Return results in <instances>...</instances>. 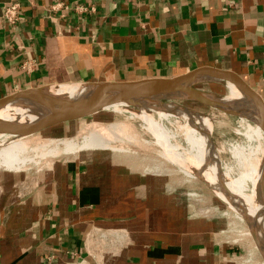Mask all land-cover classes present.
I'll use <instances>...</instances> for the list:
<instances>
[{"label":"crops","instance_id":"crops-1","mask_svg":"<svg viewBox=\"0 0 264 264\" xmlns=\"http://www.w3.org/2000/svg\"><path fill=\"white\" fill-rule=\"evenodd\" d=\"M19 1V25L0 27V99L201 66L239 73L264 98V0ZM29 181L0 170V264H256L218 218L111 153L61 158Z\"/></svg>","mask_w":264,"mask_h":264},{"label":"bare ground","instance_id":"bare-ground-1","mask_svg":"<svg viewBox=\"0 0 264 264\" xmlns=\"http://www.w3.org/2000/svg\"><path fill=\"white\" fill-rule=\"evenodd\" d=\"M203 78L206 79L207 77ZM213 80L225 83L226 91L224 94L187 87L174 92L155 93L137 99L134 101V105L138 106L137 112L126 107L128 102L111 104L104 109L119 113L132 111L131 115L143 119L145 127L154 132L153 134L156 135L159 144L166 146V142H169L176 151L169 147L166 149L163 146V149H166L164 154L167 158L182 166L181 169L189 175L191 170H194L197 175L199 174L207 180L215 191L237 205L240 208L239 215L244 219L248 218L250 225H252V231L256 234L264 254V133L262 126L264 107L247 96L233 79L216 78ZM95 89L96 86L92 84L75 83L56 86L53 91L49 92L31 90L20 94L13 100L0 105V125L1 127H19L32 124L67 102L90 95ZM163 97L170 98V102L164 103ZM178 100L205 101L211 107L221 110L222 113H232L241 117L240 126L236 129L243 130L250 141L246 144H232L231 150L236 160V170L232 165H226V170L223 172L220 170L222 161L219 150L211 139L212 118L190 106L179 103ZM176 117L178 118L176 119ZM166 121L173 124L176 130L183 132L189 147H182L177 140L176 144L172 146L169 137H174L175 131L167 127ZM123 123L125 122L123 121ZM89 126L92 128H89L90 131L83 135L82 143L64 138L63 140H46L43 143L38 140L40 143H37L30 137H16L0 131V166L4 165L9 169L25 166V164L35 161V158L39 156L36 154V150L48 143H54V145H48L53 147H50V151L44 150L40 156H45L49 152L54 153L55 150L59 154L63 149L65 151H77L86 145H106V142H110L118 136L117 130L123 129L122 123L118 122L106 126L93 124ZM251 139H254L255 143ZM32 141L36 144L30 147ZM62 143L64 146L63 149H60L59 144ZM29 147L34 151L33 153L29 154ZM200 159L204 161L200 162ZM190 161H193V165ZM244 198H247V201Z\"/></svg>","mask_w":264,"mask_h":264},{"label":"rangeland","instance_id":"rangeland-1","mask_svg":"<svg viewBox=\"0 0 264 264\" xmlns=\"http://www.w3.org/2000/svg\"><path fill=\"white\" fill-rule=\"evenodd\" d=\"M71 84L75 83H54L47 85L40 90L43 92H49L53 91L56 86ZM195 88L218 94H224L226 91L225 83L216 80H205L198 82L195 84ZM162 99L164 103L170 102V98L163 97ZM178 102L183 105L190 106L197 111L205 113V115H209L212 118L213 128L211 131V139L214 141L213 143L215 144L216 148L218 147L219 150V156L222 161L220 170L222 172L223 170L225 171L226 165H232L234 170H236V160L232 155L233 153L231 150L232 144H246L250 141L249 137L244 133L243 130L236 129L238 126H240L239 122L241 117L232 113H222L218 108L211 107L209 104L202 101L178 100ZM134 104L135 102L132 104L128 103L126 107H130V110L137 112L138 106H135ZM132 111L119 113L109 109H102L97 113L95 112L91 115L77 118L56 125L35 135L28 136L31 139L36 140L37 143H40L39 141L43 143V141L46 140H63V138L68 140L72 139L75 142L82 143L84 140L83 135L88 133L92 128L89 126L90 124L95 126H106L116 122L122 123L123 129L117 130L116 132L118 136L114 137V140L106 142V145H86L77 151H65L63 149L64 144L62 143L59 144V148L63 149V151L61 150L59 154L55 150L57 154L55 152H49L45 156L42 155L43 157L40 156L44 150L50 151V149L53 147L50 146V148L48 145H54V143H48L36 150V154L39 156L35 158V161L27 163L25 166L22 165V167L19 166L18 169L16 167L9 169L2 165L0 166V170L2 169L4 173H15L21 177L27 176V178L30 179V183H36L39 178L43 174L50 171L52 167L59 160H61V158L72 157L74 155H80L82 153L91 151L109 154L111 153L114 155V157H116V160L129 166L132 171L142 173L146 176V178L149 174L156 176L159 175L163 182H169L170 189L177 196L187 199L190 205L197 207V210H199L201 214H205L211 218H218L220 220L219 222H223L225 224L223 233L229 236L230 241L242 243L241 251L249 254L253 262L256 264H264V254L261 251L258 238L256 234L253 233L252 225H250L248 218L244 219L239 215L240 208L234 203L230 202L228 198L226 199L217 191H215V189L209 185L207 180L202 178L199 174L198 176L194 170H191L192 172L189 175L185 170L181 169L183 168L182 166L175 163L171 159H168L164 154V151H166L167 147L172 148V150L175 151L176 149L171 147L169 142H166V146L159 144L157 142L156 135L153 134L154 132H151V130H148L145 127V122L143 119L137 117L136 115H131ZM177 118L178 117H176V119ZM179 119L182 120L184 118ZM123 121L125 123H123ZM165 124L168 128L175 131L174 137H169V141L171 142L172 146L178 141L182 147H189V144L187 143L182 131L176 130L174 128L175 126L170 122L166 121ZM251 141L255 143L254 139H251ZM34 144H36V142L32 141L30 147L34 146ZM224 144L225 147H223ZM163 146L166 149H163ZM28 152L30 154L34 151H32L30 148ZM203 161L204 160L201 161L200 159V162ZM190 162L191 164L193 163V161ZM231 176L233 177V175ZM246 191L249 192V190ZM244 199L247 201V198Z\"/></svg>","mask_w":264,"mask_h":264},{"label":"water","instance_id":"water-1","mask_svg":"<svg viewBox=\"0 0 264 264\" xmlns=\"http://www.w3.org/2000/svg\"><path fill=\"white\" fill-rule=\"evenodd\" d=\"M203 77L207 78L205 79ZM216 78L233 79L237 86L243 89L247 96L264 107V98L239 73L214 66H201L170 78L143 79L125 82L86 83L96 86V89L90 95L71 100L55 109L46 117L32 124L21 125L19 127H1L0 125V131L7 132L16 137H28L50 129L56 125L77 118H82L95 112L97 113L111 104L118 102L133 103L137 99L148 97L155 93L174 92L187 87L192 88L195 87V84L198 82L213 80ZM41 88L43 87H34L15 92L1 98L0 105L6 101L13 100L20 94L27 93L31 90L39 91ZM262 126L264 133V123Z\"/></svg>","mask_w":264,"mask_h":264},{"label":"built area","instance_id":"built-area-1","mask_svg":"<svg viewBox=\"0 0 264 264\" xmlns=\"http://www.w3.org/2000/svg\"><path fill=\"white\" fill-rule=\"evenodd\" d=\"M59 5H61V1L55 3L54 8H57ZM22 17V4L19 0H12L9 3H6L2 8V12L0 13V27L4 23H7L11 27H17L21 22ZM31 65V61H25L23 63V67L26 69H29Z\"/></svg>","mask_w":264,"mask_h":264}]
</instances>
